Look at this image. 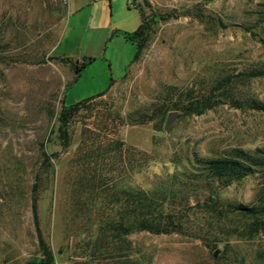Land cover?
Here are the masks:
<instances>
[{
    "label": "rangeland",
    "instance_id": "374dc122",
    "mask_svg": "<svg viewBox=\"0 0 264 264\" xmlns=\"http://www.w3.org/2000/svg\"><path fill=\"white\" fill-rule=\"evenodd\" d=\"M263 7L264 0H0V264L42 258L31 221L32 194L52 264H264V234L243 229L246 218L236 211L205 215L197 222L199 237L131 232L121 253L101 249L88 263L83 235L95 231L90 220L73 217L68 183L81 139L112 136L113 127L98 122L99 101L89 105V114L81 109L73 118L67 146L56 130L61 104L108 91L104 101L127 118L118 138L146 158L118 186L171 188L190 204L214 194L218 204L264 205L258 173L227 186L183 182V174L196 172L192 154L264 148V112L223 101L199 115L166 110L176 112L166 129L163 123L155 127L156 116L129 121L177 102L187 87L204 93L225 75L231 79L226 92L264 102V75L245 74L264 65ZM139 9L150 34L132 61L135 43L124 35L139 24ZM82 61L75 72L71 63Z\"/></svg>",
    "mask_w": 264,
    "mask_h": 264
},
{
    "label": "trees",
    "instance_id": "16d2710c",
    "mask_svg": "<svg viewBox=\"0 0 264 264\" xmlns=\"http://www.w3.org/2000/svg\"><path fill=\"white\" fill-rule=\"evenodd\" d=\"M260 13L264 19V7ZM139 18L137 27L131 33L124 35L135 43L132 61L137 59L150 34L148 22L144 21L140 9ZM82 65L84 61L79 64L71 63L75 72ZM245 74L263 76L264 65L252 67ZM230 82L229 76H222L211 83L204 93L195 92L193 87H187L181 92L182 94L178 95L177 102L164 108H155L151 114L140 113L129 121L143 123L151 121L156 116L158 119L154 123L159 129L166 116V110L174 109L181 114L199 115L223 101L237 109L248 108L264 112V102L246 96L234 97L230 92H226ZM107 92L68 106L61 104L56 115L57 136L63 147L68 144L69 126L73 118L81 109L89 114L91 103L99 101L103 103V110L96 115V118L103 127L106 124L113 127L112 136L95 134L86 135L81 139L78 146L81 154L68 183L69 208L73 217L90 220L95 231L93 235L89 231L83 235L85 240L82 242V249L85 261L92 263L94 252L101 249L102 253H121L126 249L125 237L134 231L199 237L200 228L197 222L205 215L219 218L228 212L236 211L246 218L243 229L255 234H264V205L246 207L218 204L214 194L208 195L203 200L195 199L190 204L186 194L171 188H164L158 192H146L130 186H118L117 183L121 177L136 167L143 166L146 158H139L137 155L142 154L141 152L125 145L118 138V127L125 124L127 118H123L111 103L104 101L103 97ZM40 153L42 161L48 163L45 153L42 150ZM190 161L196 172L191 176L183 174L185 185L199 182L210 184L214 181L218 185L227 186L254 173H258L264 179V148H255L252 151L232 148L228 154L216 157H200L192 154ZM29 206L37 246L42 257L41 260L32 264H52L49 250L40 237L37 227L36 203L33 194L30 197ZM70 264H78V262Z\"/></svg>",
    "mask_w": 264,
    "mask_h": 264
},
{
    "label": "water",
    "instance_id": "95a60500",
    "mask_svg": "<svg viewBox=\"0 0 264 264\" xmlns=\"http://www.w3.org/2000/svg\"><path fill=\"white\" fill-rule=\"evenodd\" d=\"M175 113H176L175 111H169L166 113V116L164 118L163 125H162L163 129H166V127L171 123V121L173 120L175 116ZM215 253L216 251L212 253V256H215Z\"/></svg>",
    "mask_w": 264,
    "mask_h": 264
},
{
    "label": "built area",
    "instance_id": "2783aa9c",
    "mask_svg": "<svg viewBox=\"0 0 264 264\" xmlns=\"http://www.w3.org/2000/svg\"><path fill=\"white\" fill-rule=\"evenodd\" d=\"M63 3H65L66 2V0H61Z\"/></svg>",
    "mask_w": 264,
    "mask_h": 264
}]
</instances>
